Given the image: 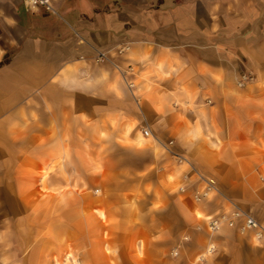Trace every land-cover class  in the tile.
I'll return each mask as SVG.
<instances>
[{
	"label": "crops",
	"instance_id": "0c3cea01",
	"mask_svg": "<svg viewBox=\"0 0 264 264\" xmlns=\"http://www.w3.org/2000/svg\"><path fill=\"white\" fill-rule=\"evenodd\" d=\"M52 5L0 0V264L57 259L42 219L63 212L67 184L87 264H264V240L204 220L233 200L264 221V0ZM201 176L219 188L203 204Z\"/></svg>",
	"mask_w": 264,
	"mask_h": 264
},
{
	"label": "built area",
	"instance_id": "2783aa9c",
	"mask_svg": "<svg viewBox=\"0 0 264 264\" xmlns=\"http://www.w3.org/2000/svg\"><path fill=\"white\" fill-rule=\"evenodd\" d=\"M24 5L29 10H34L39 7H43L45 10L56 13L52 0H22ZM106 58L103 54H100L99 61H104ZM129 74L132 75V69L128 70ZM127 72V73H128ZM248 81H250V77L246 74L241 75L239 80V85L242 87ZM129 87L133 88L134 84L129 82ZM143 135L146 137H151L152 133L149 129H143ZM169 152L176 158L179 164H186L191 167L189 160L175 152L173 150L174 141L170 140L166 145ZM187 178V176H184ZM200 184H196L195 188L192 189V197L193 199L199 203L203 204L211 200L215 195L219 193V188L215 180L211 177H200ZM184 184V185H183ZM178 191L181 193H187L189 190L188 183H183ZM206 230L210 235H214L219 233L224 227L236 229L241 235H245L249 232L253 233L257 240H264V226L257 220L255 216H253L250 212L245 211L238 203L233 200H228V209H224L223 212L206 217ZM215 251L214 244H210L207 249V253L211 254ZM173 253V252H172ZM177 255V253H173Z\"/></svg>",
	"mask_w": 264,
	"mask_h": 264
},
{
	"label": "rangeland",
	"instance_id": "374dc122",
	"mask_svg": "<svg viewBox=\"0 0 264 264\" xmlns=\"http://www.w3.org/2000/svg\"><path fill=\"white\" fill-rule=\"evenodd\" d=\"M246 74L250 77V80H252L254 78V75L252 73H242L241 75ZM148 126L145 125H141L140 129L142 130L143 128H146ZM141 135V134H140ZM142 137V136H141ZM153 139V136L150 137V140ZM145 141V140H143ZM140 146H145V143H139ZM103 185H105L102 182H95L92 183L90 185H82L81 189H80V194L81 196H86L87 194H91L94 193L95 191L100 192L101 194V189L103 187ZM109 185V184H108ZM181 186V184L177 185V189H179V187ZM78 187H74V189L77 190ZM73 190V187L71 184H67L65 186V188L63 189V196H64V209L62 213H58V214H51L49 213L45 220L42 219V221L44 222V225L46 223L47 225V234H48V238H52L55 236V230L56 228H58V235L61 237V241L59 243L58 246H50L48 247V252H49V257L48 258H57L52 260L49 264H87L84 258H87V247H83V246H79V248L77 246H73L72 243V239H71V223H72V214H71V191ZM98 192V194H99ZM69 195V196H67ZM67 196V197H66ZM236 202V201H235ZM238 203V202H236ZM239 204V203H238ZM240 205V204H239ZM245 211L250 212L248 210L245 209L244 206L240 205ZM253 216H255L257 218V220L264 226V221L260 220L256 214L254 215L252 213ZM18 218V217H17ZM32 221H31V228H32V235L34 236V231H35V227L37 224V221L39 222L38 219H35V217H32ZM201 219H203V217H200ZM33 248L29 247L25 250V252L23 253L24 257H28L30 255V253L33 251ZM14 250V248H13ZM18 248H16V253L18 252ZM174 252V251H172ZM172 254V253H171ZM208 254V253H207ZM213 254V253H211ZM209 254V255H211ZM173 255V254H172ZM5 256L4 254L1 253L0 258H3Z\"/></svg>",
	"mask_w": 264,
	"mask_h": 264
},
{
	"label": "bare ground",
	"instance_id": "6f19581e",
	"mask_svg": "<svg viewBox=\"0 0 264 264\" xmlns=\"http://www.w3.org/2000/svg\"><path fill=\"white\" fill-rule=\"evenodd\" d=\"M147 129H149L148 127H146ZM146 128H143V129H146ZM143 129H142V134H143ZM150 130V129H149ZM152 133V132H151ZM144 136V135H143ZM152 136H153V134H152ZM144 138H150V137H146V136H144ZM182 185V184H181ZM184 185V184H183ZM181 193V192H180ZM173 253H177V252H173ZM172 253V254H173ZM174 255V254H173Z\"/></svg>",
	"mask_w": 264,
	"mask_h": 264
}]
</instances>
